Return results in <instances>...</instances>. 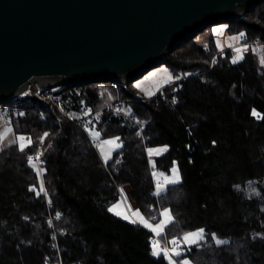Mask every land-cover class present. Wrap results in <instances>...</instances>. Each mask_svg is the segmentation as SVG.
Listing matches in <instances>:
<instances>
[{"label": "trees", "instance_id": "16d2710c", "mask_svg": "<svg viewBox=\"0 0 264 264\" xmlns=\"http://www.w3.org/2000/svg\"><path fill=\"white\" fill-rule=\"evenodd\" d=\"M227 24L264 48V2ZM233 59L215 41L194 38L164 62L184 78L154 98L139 96L134 82H107L122 97L102 111L97 83L56 88L67 115L32 101L14 108L13 132L32 143L0 151V264H170L153 255V233L109 210L123 187L154 221L171 209L174 220L158 237L163 249H184L185 233L206 230L180 256L169 251L177 264H264V119L252 115L264 114V62L251 49ZM83 102L98 114L92 124L102 135L123 143L108 163L75 122ZM160 145L169 149L154 167L148 151ZM40 148L43 174L28 160L36 162ZM176 163L182 181L157 193L154 171ZM252 182L259 196L248 194ZM215 233L228 242L217 244Z\"/></svg>", "mask_w": 264, "mask_h": 264}, {"label": "water", "instance_id": "95a60500", "mask_svg": "<svg viewBox=\"0 0 264 264\" xmlns=\"http://www.w3.org/2000/svg\"><path fill=\"white\" fill-rule=\"evenodd\" d=\"M264 0H0V105L28 89L127 85Z\"/></svg>", "mask_w": 264, "mask_h": 264}, {"label": "rangeland", "instance_id": "374dc122", "mask_svg": "<svg viewBox=\"0 0 264 264\" xmlns=\"http://www.w3.org/2000/svg\"><path fill=\"white\" fill-rule=\"evenodd\" d=\"M208 28H213V29L211 30ZM208 28L204 31L205 33L201 32L198 36L195 37V38H198L199 43L205 45L209 41L210 42L215 41V43L217 44L219 52L224 53L227 51H231L234 58H236L237 56H242V59L237 60V62L243 60L246 52L249 49H251V50L256 51L258 53L261 61L264 62V48L262 47V45H260V43L258 41L252 42V41L248 40L247 37H240V34L231 33L229 25L227 23L216 24V25L208 27ZM236 49H241V52L238 53L236 51ZM183 78H184V74L176 77V76H174L172 71L165 64H161L160 66L153 68L152 70L147 72L144 76H142L137 81H135L134 84L139 91V96H142V97L149 99V98L156 97L166 87H168L169 85H171V84H173V83H175L178 80H181ZM96 87H97V89L100 92L101 97H102V103H101V107H100L101 111H102V109L110 106L116 100H118L122 97L119 94V91L117 89H115L114 87H112L108 84L97 83ZM0 112L4 116L3 111L1 109H0ZM0 126H4V125L2 123H0ZM5 129L6 130H0V151L4 148L14 144V143H19L21 146L22 142L19 140V137H21V136L25 137V141L23 143H27V140L29 139L27 136L17 135L13 132V130L7 129V126ZM86 129H87L89 136L91 137L92 141L94 142V144H95V146H96L98 152L100 153L104 162H105L104 156L106 154H108V153L111 154V158L107 161V163H108V162L112 161L114 159L115 154L118 153L123 148V143L119 139L117 141V143L121 145L120 147L117 148L114 145H103V151H101L100 146L102 144V141L111 140V139H114L115 137L105 138L102 135V133L100 132V130L96 126H94L92 123L87 124ZM93 131H98L100 133L99 139H96L93 137V135H92ZM165 147L167 148L166 151L163 150ZM150 149L157 150L156 152H153L151 154L148 151L150 159H151V164H152V166L155 167L156 158L165 154L168 151L169 147L167 145H160V146L152 147ZM35 164H36V167L38 168L37 161L35 162ZM173 168L179 169V174H180L181 181H182V173H181V169H180L179 164L176 163L172 167V169ZM172 169H171V171L165 172V171L159 170L157 168L154 171V173H155L154 177L156 180V184H166L165 177L172 176ZM39 173L41 174V172H39ZM170 185H174V184H166V186L163 188V190H160L157 188V193H159V194L164 193L167 190L168 186H170ZM121 190H123V191H121L120 201L111 206V208H113L114 205H117L119 203V207L115 208L112 211L113 213H115L116 215H118L117 212L122 213V215H118V216L123 218V215H127L130 218L127 220H137L138 222L140 221L141 215H142L143 219L147 220L148 223H150L152 225L160 223L164 220L163 216H162V219L160 221H154V220L148 218L147 216H145L144 213L142 212L141 208L139 207L138 203L132 199L131 194H130V188L129 187H123V188H121ZM247 191H248V194H250V195H255V196L258 195L259 196L261 194L260 186L257 182L250 183L247 186ZM125 197H126V199H125ZM167 209L170 210L171 215L174 218V215H173L171 209H169V208H167ZM137 211H138L139 215L136 214ZM163 212H164V210H163ZM139 223H141V222H139ZM141 224L144 225L143 223H141ZM169 224L170 223H168L164 226V229L160 235H156L148 227H147V229H149V231L151 233H153V235L158 238V237H161V235L164 233L165 227ZM206 233L207 232L205 230L204 239L200 240L198 243H200L206 239ZM214 238H215V241L222 240V241H224V243L228 242L227 238H223L216 233L214 234ZM224 243H222V244H224ZM181 244L185 248L190 247L192 245H195V244H192V245L185 244L183 242V238L181 240V243H179V246H181ZM159 248L163 249L160 245H159ZM185 248L183 249V248L179 247V248H177V250H179V251L182 250L181 251V253H182L185 251ZM183 260L189 261L188 259H183ZM189 264H192V263L189 261Z\"/></svg>", "mask_w": 264, "mask_h": 264}, {"label": "snow or ice", "instance_id": "6c2138e0", "mask_svg": "<svg viewBox=\"0 0 264 264\" xmlns=\"http://www.w3.org/2000/svg\"><path fill=\"white\" fill-rule=\"evenodd\" d=\"M244 34L241 33L240 34V37H243ZM236 51L239 53L241 52V49H236ZM239 59H242V56H237L236 58L233 59V63L237 62V60ZM252 115L253 116H257L261 119H264V114H260V113H257L255 110L252 111ZM45 136H47L48 134L45 133L44 134ZM92 135L94 138L96 139H99L100 137V133L98 131H93L92 132ZM120 138L119 137H115L114 139H111V140H104L102 141V144H101V151H103V145H114L115 147H120L121 145L117 143V141L119 140ZM19 140L22 142L21 143V151L24 150L25 147H27L28 145H30L32 143V141L30 139L27 140V143H23L25 141V137L21 136L19 137ZM164 151L167 150V148L165 147L163 149ZM157 150H153V149H149V153H153V152H156ZM40 155H42L41 153H38L35 157V159H39ZM111 158V154L108 153L104 156V160H105V163H107V161ZM28 160H29V163L32 165V167L34 169H36V171L39 173L41 171H43V169H39L36 167V164L34 162V158L32 156H29L28 157ZM153 175H155V173H153ZM165 181H166V184H177V183H180L181 181V177H180V174H179V169L178 168H173L172 169V176L170 177H165ZM166 184H157V188L160 189V190H163V188L166 186ZM40 191H44V188H43V184L41 183V188H40ZM123 191V190H121ZM126 199V197H125ZM119 207V203L117 205H114L113 208L109 209L110 211H113L115 208H118ZM118 215H122V213H119L117 212ZM138 211H137V213ZM162 216L164 217V220L160 223H157L155 225H152L150 223H148L147 220H144L142 215H141V219L139 222L143 223L144 226L148 227L151 231H153L156 235H160L161 232L163 231L164 229V226L168 223H171L173 221V217L171 215V212L170 210L168 209H165L164 212L162 213ZM57 217H59V214H57ZM123 218L124 219H130L129 216L127 215H123ZM130 222L132 223H137L138 221L137 220H131ZM204 233H205V230L204 229H199L197 231H194V232H188V233H185L184 236H183V242L185 244H188V245H192V244H197L200 240H203L204 239ZM218 244H222L224 243V241L222 240H217L216 241ZM170 243L176 245L178 244V241L177 240H172ZM169 251H171L175 256H180L181 255V252L179 250H177V248H172L171 250L169 249H161L159 248V244L158 243H154L153 244V255H156V256H159L161 255L162 253L166 256V258L170 261V264H177V262L175 260L172 259V256L169 255ZM180 264H189V261L187 260H183L180 262Z\"/></svg>", "mask_w": 264, "mask_h": 264}, {"label": "built area", "instance_id": "2783aa9c", "mask_svg": "<svg viewBox=\"0 0 264 264\" xmlns=\"http://www.w3.org/2000/svg\"><path fill=\"white\" fill-rule=\"evenodd\" d=\"M55 90H56V88L40 89V87H38L36 93H37V96L39 98H41L39 100V99H33L32 92L30 89H28L23 95H21L16 100L1 104L0 109L3 111V114L8 121L10 119L9 117H10L11 111L14 108H17V106L22 101H32L34 103L42 105L44 108H46V110L49 113L67 115L68 112L66 110V107L64 106L63 101L57 95ZM83 106H84V108L81 111L79 117L77 119H75V122L79 127L83 128L84 130H87L86 129L87 124L93 123L97 119L98 114L93 113L89 109V107H87L85 102H83ZM38 152L41 153L42 155H40L38 160L36 159L37 165H38L39 169H43V171H44V167L46 165V161L44 159V151L40 148ZM43 171H41V174H43ZM153 241H154V243H158L161 246H165V244L158 238H155Z\"/></svg>", "mask_w": 264, "mask_h": 264}, {"label": "crops", "instance_id": "0c3cea01", "mask_svg": "<svg viewBox=\"0 0 264 264\" xmlns=\"http://www.w3.org/2000/svg\"><path fill=\"white\" fill-rule=\"evenodd\" d=\"M0 123H2L4 126H0V130H6L5 128H6V126H7V129H9V130H13L12 129V123H11V121H10V119H9V121L6 119V117L5 116H3L2 115V113L0 112ZM11 127V128H10ZM130 188V187H129ZM130 191H131V189H130ZM137 223H139V222H137ZM139 224H141V223H139ZM142 225V224H141ZM142 226H144V225H142ZM145 228H147L146 226H144ZM149 230V229H148Z\"/></svg>", "mask_w": 264, "mask_h": 264}]
</instances>
